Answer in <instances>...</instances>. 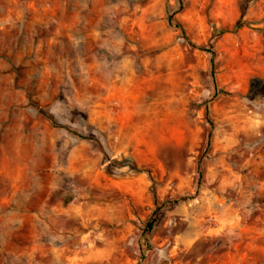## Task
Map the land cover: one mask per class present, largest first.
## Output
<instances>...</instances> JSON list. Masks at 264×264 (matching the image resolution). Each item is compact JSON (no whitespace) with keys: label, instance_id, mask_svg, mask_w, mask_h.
<instances>
[{"label":"rangeland","instance_id":"obj_1","mask_svg":"<svg viewBox=\"0 0 264 264\" xmlns=\"http://www.w3.org/2000/svg\"><path fill=\"white\" fill-rule=\"evenodd\" d=\"M247 262L264 0H0V264Z\"/></svg>","mask_w":264,"mask_h":264},{"label":"trees","instance_id":"obj_2","mask_svg":"<svg viewBox=\"0 0 264 264\" xmlns=\"http://www.w3.org/2000/svg\"><path fill=\"white\" fill-rule=\"evenodd\" d=\"M59 129H65V130H67V131H70L68 128H66L65 126H57ZM154 220H152V221H150V222H148L147 224H146V227H147V232H149V231H151V229H152V227H153V224H154Z\"/></svg>","mask_w":264,"mask_h":264},{"label":"crops","instance_id":"obj_3","mask_svg":"<svg viewBox=\"0 0 264 264\" xmlns=\"http://www.w3.org/2000/svg\"><path fill=\"white\" fill-rule=\"evenodd\" d=\"M248 264H250L249 262H247Z\"/></svg>","mask_w":264,"mask_h":264}]
</instances>
